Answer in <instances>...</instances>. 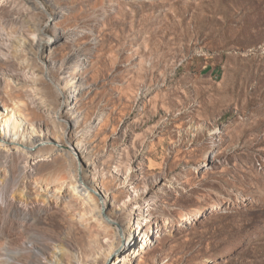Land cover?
Returning <instances> with one entry per match:
<instances>
[{
  "label": "rangeland",
  "instance_id": "374dc122",
  "mask_svg": "<svg viewBox=\"0 0 264 264\" xmlns=\"http://www.w3.org/2000/svg\"><path fill=\"white\" fill-rule=\"evenodd\" d=\"M40 1L0 2V133L20 119L54 152L28 179L40 218L0 222L22 263L264 264V0ZM130 234L144 249L107 260Z\"/></svg>",
  "mask_w": 264,
  "mask_h": 264
},
{
  "label": "bare ground",
  "instance_id": "6f19581e",
  "mask_svg": "<svg viewBox=\"0 0 264 264\" xmlns=\"http://www.w3.org/2000/svg\"><path fill=\"white\" fill-rule=\"evenodd\" d=\"M2 1H6V0H0V2ZM9 1V0H8ZM19 1V0H18ZM28 3L33 4L35 6H37V8H43L45 7L44 3L42 1L41 4L43 7L40 6V4H36L35 0H27ZM10 3V2H9ZM27 3V4H28ZM4 4V3H3ZM14 4V3H13ZM17 4V3H16ZM15 4V5H16ZM28 6V5H27ZM31 6V5H30ZM36 10V9H35ZM29 16V15H28ZM27 18V17H26ZM29 19V18H28ZM41 21V20H40ZM39 21V22H40ZM39 24V23H38ZM12 25V24H11ZM4 26V25H3ZM31 26V25H30ZM16 27V26H15ZM19 27V26H17ZM23 27V26H22ZM9 30V29H7ZM18 30V29H17ZM39 33L36 35V39H35V49H37L38 51L43 49L45 46V43L47 42L46 40V27L42 26L39 29ZM1 36V35H0ZM8 39L12 38V35L9 34ZM7 39V38H6ZM4 40V39H3ZM53 48V46H52ZM44 50V49H43ZM52 50V49H51ZM11 51V50H10ZM9 51V52H10ZM43 52V51H42ZM5 53V52H4ZM8 53V52H7ZM36 54V53H35ZM2 55V54H1ZM6 56V55H5ZM4 56V57H5ZM43 56V55H42ZM7 58V57H6ZM41 59V58H40ZM44 62V60H43ZM47 67V66H46ZM47 71H49L47 69ZM51 71V70H50ZM7 72V71H6ZM15 72V71H14ZM36 72V71H35ZM31 73V71L29 72ZM9 74V73H7ZM43 74V73H42ZM49 77H51V72H48ZM10 75V74H9ZM36 76V75H35ZM34 76V77H35ZM38 76V75H37ZM30 77V74L28 73H24L22 75L19 76V78L21 79H28ZM18 79V78H17ZM19 80V79H18ZM34 80V78H33ZM37 80V79H36ZM69 88L65 87V90H68L71 92V95L69 98H75L76 95L73 93H76V83L74 81V79H70L69 80ZM21 82V81H20ZM78 87V86H77ZM37 90V89H36ZM39 92V91H37ZM61 92L64 93L63 89L61 88ZM28 96V95H27ZM32 95H30L29 99L31 98ZM33 100V99H32ZM22 102V101H21ZM25 102V101H23ZM22 102V103H23ZM33 101H31L32 103ZM38 103V102H37ZM72 104V103H70ZM20 104H18L19 106ZM37 105V104H36ZM28 108V107H27ZM21 109V108H20ZM13 110H15V114L18 113V111L14 108ZM25 110V109H24ZM58 112V111H57ZM60 112V110H59ZM52 113V112H51ZM12 117V116H11ZM5 125L7 127H5ZM23 126V122L20 119H17V121L15 122V124L12 126V123L10 122V118L9 120L5 121L4 124V132L0 133V167L3 166L5 169V177L1 178L0 177V199H2L5 203H6V207L0 205V211L2 212L0 214V222L5 221V211L7 209V207H9L10 209H13V211H22L24 209L25 211V215L22 218V222H24L25 224H29L30 221H35L37 219L40 218L39 213L36 212V208H28V205L30 203L29 200V192H30V181L28 180L31 176H33L35 174V170H37V165L39 163L38 159V154H45V156L47 155V153L53 152V150H50V137H43V134H37V129H33V132L27 133L24 136H20L19 138L16 137L15 133L12 134V129L16 131V133L21 132ZM11 127V135H8L9 129ZM26 130V129H25ZM24 132V131H23ZM40 133V132H39ZM25 134V133H24ZM70 139L67 138L65 139V142L67 143V146L69 144V146H71V141H69ZM60 144V143H58ZM66 146V147H67ZM49 148V151H47ZM57 148V147H56ZM56 150V149H55ZM57 153H61V155H67L69 154H75L74 150H68V148H57ZM54 155V152L52 154V156ZM75 156V155H74ZM76 157V156H75ZM70 159V158H69ZM19 160V161H18ZM72 168V167H71ZM74 169V168H73ZM86 169H83L82 172V178H83V182L84 184L81 185H76L74 187L75 191H78L79 188H81L82 190L80 191L82 194H90L91 189L95 187V185L93 183H96V179L98 178L99 174H100V169L98 168V166L96 165L95 168V172H94V176L93 179H90V176H88V172L85 171ZM2 172V171H1ZM4 172V171H3ZM79 170L78 168H76L73 172L74 176L77 178V180L79 177ZM3 174V173H2ZM71 174V173H70ZM36 175V174H35ZM48 178V177H47ZM57 178V177H55ZM60 178V176H59ZM75 178V179H76ZM63 179V178H62ZM46 180V179H45ZM48 180V179H47ZM56 180V179H55ZM50 181V179H49ZM58 182V181H57ZM61 182V181H60ZM66 182V181H65ZM93 182V183H92ZM79 184V182H78ZM55 185V184H54ZM27 190V194L25 193V191ZM93 190V189H92ZM44 194V193H43ZM73 194V193H72ZM17 195V199L21 202H19L20 205L14 207L15 205V199H13V197H15ZM45 195V194H44ZM42 195V197L44 196ZM93 195V194H92ZM91 194L88 195L86 197V199L88 198L89 200L92 199V201H96L95 198H93ZM87 199V200H88ZM43 200H45V197H43ZM91 201V200H90ZM129 202H131V200H129ZM18 203V202H17ZM138 203V202H136ZM139 204V203H138ZM136 205L134 206L135 209H137L139 211V214H142L144 212V210L146 209L143 205ZM95 205L97 207H100V209H102V207L107 208L109 206V202L107 198H104L102 203L100 202L99 199V205L95 202ZM95 207V208H97ZM144 207V208H143ZM50 209V208H49ZM129 209V208H128ZM107 210V209H106ZM126 210V209H125ZM147 210V209H146ZM102 211V210H101ZM105 212V211H104ZM134 212V211H133ZM132 212V213H133ZM17 213V212H16ZM102 213V212H101ZM109 214V213H108ZM135 214V212H134ZM104 216V214H102ZM101 216H99L100 219H105ZM56 213H51L48 214L47 216V224H55L56 221ZM7 217V215H6ZM84 217V216H82ZM132 217V216H131ZM9 218V217H8ZM74 218V217H72ZM97 218V217H96ZM10 220V219H9ZM75 220V219H74ZM117 220V219H116ZM76 221V220H75ZM102 221V220H101ZM131 221V220H130ZM138 222V221H137ZM11 223V222H10ZM9 223V224H10ZM88 225V224H87ZM8 228V224L4 225V228L2 230L1 233V237H0V260L2 264H23V260L26 257L25 254H21L19 249H11L8 246V243L10 242V235L7 232ZM139 228V225H138ZM131 229V228H130ZM121 230V229H120ZM11 231V230H10ZM119 231V229H118ZM124 231V230H123ZM81 232L84 233V235L81 237L82 239L85 237L87 231L85 229H81ZM80 233V232H79ZM118 233V232H117ZM116 233V234H117ZM11 234V233H10ZM115 234V235H116ZM120 234V233H119ZM13 235V234H12ZM114 235V234H113ZM36 236V235H35ZM32 238L33 235L29 234L28 235V242L32 243ZM105 238L110 240V236L105 235ZM36 239V238H35ZM118 239H120L121 242V237L119 236ZM105 240V239H104ZM37 241V240H36ZM65 241V240H63ZM50 243V242H49ZM140 242L137 241V239L135 237H131V234L127 240V244L124 247H112V249L110 250V253L107 256V260H110L112 257V255L116 252L119 251V255L122 256L124 255V253L126 251H131L132 249H134V252H136V248L140 247L141 248L138 250L140 252V250H143L145 245L144 243L139 244ZM27 244V243H26ZM57 244V243H56ZM72 244V243H71ZM70 244V245H71ZM115 244V243H114ZM138 244L140 246H138ZM25 245V244H24ZM117 245V244H116ZM115 245V246H116ZM64 247V246H63ZM57 248V247H56ZM58 249V248H57ZM24 250V249H23ZM63 250V249H61ZM26 251V250H25ZM33 251V250H32ZM39 251V250H38ZM48 251V250H47ZM46 252V251H45ZM26 253V252H25ZM28 253V252H27ZM26 253V254H27ZM32 253L28 254V257H31ZM78 258V257H77ZM44 261L47 259V257L43 258ZM50 261V260H49ZM80 261V260H79ZM111 262L113 263V260H111ZM45 263V262H44ZM81 263V262H80ZM73 264H79L74 262ZM96 264V263H95ZM103 264V263H102Z\"/></svg>",
  "mask_w": 264,
  "mask_h": 264
}]
</instances>
